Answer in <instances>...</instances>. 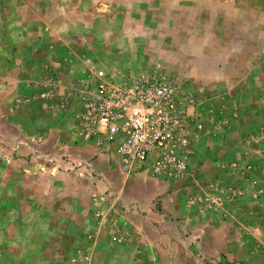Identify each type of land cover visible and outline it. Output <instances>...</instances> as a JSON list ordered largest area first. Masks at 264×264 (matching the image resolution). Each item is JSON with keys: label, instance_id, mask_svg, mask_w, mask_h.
<instances>
[{"label": "rangeland", "instance_id": "374dc122", "mask_svg": "<svg viewBox=\"0 0 264 264\" xmlns=\"http://www.w3.org/2000/svg\"><path fill=\"white\" fill-rule=\"evenodd\" d=\"M98 68L172 87L159 173L82 134ZM0 264H264V0H0Z\"/></svg>", "mask_w": 264, "mask_h": 264}, {"label": "built area", "instance_id": "2783aa9c", "mask_svg": "<svg viewBox=\"0 0 264 264\" xmlns=\"http://www.w3.org/2000/svg\"><path fill=\"white\" fill-rule=\"evenodd\" d=\"M97 81L84 96L81 131L85 138L104 134L116 142V154L122 168L133 171L147 166L159 173L165 145L180 135V121L172 87L162 79L140 78L115 81L103 69H96Z\"/></svg>", "mask_w": 264, "mask_h": 264}]
</instances>
